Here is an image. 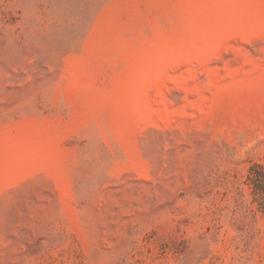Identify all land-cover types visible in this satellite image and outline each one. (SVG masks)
Returning <instances> with one entry per match:
<instances>
[{
	"label": "rangeland",
	"instance_id": "obj_1",
	"mask_svg": "<svg viewBox=\"0 0 264 264\" xmlns=\"http://www.w3.org/2000/svg\"><path fill=\"white\" fill-rule=\"evenodd\" d=\"M0 264H264V0H0Z\"/></svg>",
	"mask_w": 264,
	"mask_h": 264
}]
</instances>
